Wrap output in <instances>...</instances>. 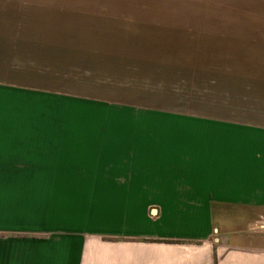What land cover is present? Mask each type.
Instances as JSON below:
<instances>
[{
  "label": "rangeland",
  "instance_id": "obj_1",
  "mask_svg": "<svg viewBox=\"0 0 264 264\" xmlns=\"http://www.w3.org/2000/svg\"><path fill=\"white\" fill-rule=\"evenodd\" d=\"M253 35L264 83V0H0V264H264V251L213 235L174 236L186 220L161 202L175 117L264 137L255 130L264 117L240 121L254 93L241 84L251 81L228 62L188 65L191 46L246 47ZM222 52L211 59L233 60ZM150 131L158 197L156 180L137 170L152 163L138 147L156 149L139 142L154 141L131 138ZM138 189L146 202L123 201L121 191L137 201Z\"/></svg>",
  "mask_w": 264,
  "mask_h": 264
},
{
  "label": "crops",
  "instance_id": "obj_2",
  "mask_svg": "<svg viewBox=\"0 0 264 264\" xmlns=\"http://www.w3.org/2000/svg\"><path fill=\"white\" fill-rule=\"evenodd\" d=\"M255 39L254 36L250 41H243V43L252 44L246 47L241 44L225 45L221 40L207 42L208 45L203 49L196 50L194 46H191V57L188 62L190 68L224 66L225 62H228L227 64H230L229 67L234 73L251 81L249 84H241L246 91L254 92L250 94L251 98L248 96L249 100H242L243 107L251 108L250 111H244L243 119L239 117L244 123L249 120L250 123L254 122L256 117H264V98H256L257 95L264 97V94L258 92L264 91V83L255 82L256 74L260 69L255 57L251 54V51L257 48ZM232 41V43H241L238 40ZM168 45L178 47L176 43H168ZM157 46L156 49H158ZM225 47L228 49H223ZM222 51H229L231 58L233 55V60L211 59L219 55L214 54L215 52L221 53ZM207 54L212 55L208 57ZM220 55L223 57V54ZM193 59H197L198 62H194ZM179 62L177 61L178 68ZM191 103L194 102L191 101ZM200 105L209 108L215 106L209 102H198L197 106ZM190 106L194 107V105ZM186 107L188 108L189 105H177V108ZM178 111L183 112L184 110L178 109ZM220 111L225 113L223 116L230 117L231 115L225 112V108H221ZM175 118L176 120H172L171 130L168 133L170 134L168 138L170 148L161 150L163 152L160 155L169 157L167 158L169 162L166 161L164 165L170 168V173L164 174L165 179L170 181V190L161 191V202L171 203V219L186 220L184 222L187 227L186 231L173 235L189 239L209 238L213 235L220 246L236 250L264 251V233L257 236L251 229L256 220L264 217V137L259 134L254 136L248 132L244 133L245 129L238 130L237 135L235 131L220 124H210L211 122L204 120L197 121L193 118H186L185 115ZM258 122L263 126L255 130L264 133V121L257 120L256 123ZM212 127L215 129H208ZM143 133L134 132L131 138L152 139L154 142L140 141L139 143L154 145L157 150H153L150 146L148 149L138 147L142 152L140 154L148 156L147 160L152 163L139 164L137 170L145 172L143 175L147 180H156L154 193L158 197V131ZM137 177L140 179L136 181ZM131 179L136 186L145 187L147 185L141 182L144 178H141L139 174ZM141 193L139 189L134 192L137 197L135 201L127 198L131 194L121 191L123 201L128 203L146 202L144 197L141 198ZM144 193L146 194V191ZM166 209L162 208V214L167 211ZM160 211L161 208H158V213Z\"/></svg>",
  "mask_w": 264,
  "mask_h": 264
},
{
  "label": "built area",
  "instance_id": "obj_3",
  "mask_svg": "<svg viewBox=\"0 0 264 264\" xmlns=\"http://www.w3.org/2000/svg\"><path fill=\"white\" fill-rule=\"evenodd\" d=\"M256 228L261 230V231H264V219L257 222Z\"/></svg>",
  "mask_w": 264,
  "mask_h": 264
}]
</instances>
